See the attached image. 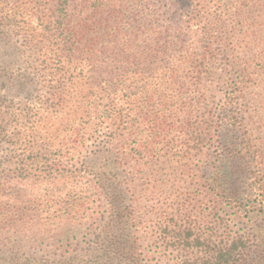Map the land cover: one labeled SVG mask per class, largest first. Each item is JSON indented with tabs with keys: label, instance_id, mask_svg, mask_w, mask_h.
Instances as JSON below:
<instances>
[{
	"label": "rangeland",
	"instance_id": "obj_1",
	"mask_svg": "<svg viewBox=\"0 0 264 264\" xmlns=\"http://www.w3.org/2000/svg\"><path fill=\"white\" fill-rule=\"evenodd\" d=\"M5 1L3 11L12 18L0 22V141L6 149L16 145L27 151L0 157V263L17 251L81 255L102 232V240L106 236L107 215L97 199L103 194L120 197L115 203L122 204L116 206L122 217L110 225L113 237L124 242L113 251L120 264H133V258L139 264H200L208 254L206 244L223 249L232 242H243L245 263L256 264L264 250V207L247 180L237 186L233 201L215 189L216 168L206 153L243 141L258 158L257 165L248 161L249 172L264 174V0L243 1L239 15L233 13V0H205L216 39L199 32L174 38L191 18L203 26L194 0H163L155 23L151 5L141 0L117 1L111 13L105 8L97 16L88 3L86 40L101 52V60L108 57L103 48L111 47V56L121 58L124 67L118 82L105 73L90 80L80 68L64 80L58 73L54 85L64 93L61 101L49 99L36 74L38 46L23 32L40 27L39 18L46 19L56 1ZM150 28L176 42V53L164 56L159 71L138 76L125 68L126 47L150 42ZM205 48L215 52L203 61ZM133 80L136 89L128 95L147 89L153 97L140 114L147 110L152 122L136 120L146 124L137 139L129 136L138 129L127 119L100 126L101 112L110 109L109 117L120 109L108 89L117 84L129 90ZM92 81L101 87L86 85ZM120 96L125 99V93ZM149 126H156L160 138L145 151L140 138H147ZM114 162L117 188L102 190L89 172L96 175L100 166ZM220 169L227 172V165ZM258 183L264 189V179Z\"/></svg>",
	"mask_w": 264,
	"mask_h": 264
},
{
	"label": "trees",
	"instance_id": "obj_2",
	"mask_svg": "<svg viewBox=\"0 0 264 264\" xmlns=\"http://www.w3.org/2000/svg\"><path fill=\"white\" fill-rule=\"evenodd\" d=\"M55 4L52 6L51 10H48L49 14L47 18H39V21L42 23L40 27L34 29H26L23 30L26 37L25 39L30 40L31 42H36L37 49L36 54L41 57L38 59V64L36 68V74H38L40 81H45V87L48 90L49 99H58L61 101L64 97V93L61 90H58L56 82L64 75L63 80L65 79V74L69 73L70 70H76L78 68L81 69V72L86 71L89 75V79L93 80L94 75H99L101 73H105L110 76L112 79H115V82H118V78L120 77L118 74L122 71L124 65L121 58L116 59L111 56V47H104L106 53H108V57L106 60H101L99 58V54L101 53L96 48H93L90 43L85 38L86 35V26L84 24V15L86 9L90 7L91 14L94 16L98 15L99 10L107 8V11L111 13L115 2L123 1V0H54ZM243 1L250 2L252 0H233L235 6H233V13L240 14V5ZM143 4H150L152 10L150 11L151 21L156 22L155 17L157 13L160 11V6L163 3V0H141ZM90 3V6L87 7V4ZM6 4L5 0H0V15L4 16V19L0 18V22L4 24L5 17L7 19L12 18V14L4 13L3 7ZM194 8L198 10L197 12L201 13V18L203 22V26L199 24H195V19L191 18L188 21V26L185 27L184 31L181 34H176L174 36L175 39H179L182 36L190 35L191 33L197 35L198 32L204 33L206 37L214 38V31L211 30L212 25L210 21L207 20L210 16L208 13V7H206L205 0H194ZM11 12L10 9H8ZM167 13L170 11H166ZM165 12V13H166ZM48 19L51 22H48ZM55 21V22H54ZM170 21L173 23L175 19L173 17L170 18ZM59 24L58 26H55ZM210 27V28H209ZM12 33H18L17 30H11ZM148 40L150 42H146L144 45L140 46L138 44L131 45L128 54L127 64H125L126 70H130L132 74L138 76H144L146 74L155 73L160 70L158 65L161 63L162 59L167 54H173L174 47L176 46V42H169L166 37L162 38L161 32L157 28H150L148 31ZM139 33H137V36ZM35 48V47H34ZM207 51V52H206ZM204 54H201L200 57L204 61V59H211L213 57L212 48H205ZM126 54V53H125ZM132 59V60H131ZM60 73L61 76L58 74ZM49 83H48V81ZM83 80L85 76L83 75ZM113 82V83H115ZM87 83V82H84ZM95 81L92 83H88L91 87H95L98 89L100 86V82L95 84ZM111 83V84H113ZM136 82L133 80L126 88L124 89L120 87V85H112L108 90H114L111 97V102L115 100V106L120 107V109L116 110L111 116L108 117L110 113V109H106L104 112H101L100 126L107 124V121L112 122L110 124H115L122 122L127 119V123L133 122L134 124L129 125V127H134L138 129L137 131H129V136L132 137L135 134V138L137 139L143 132L141 127L146 124L137 123V119L145 118L148 119L149 123L152 120L149 119L148 115L144 112V115H140L143 113V109L151 106L152 96L151 92L147 89H141L138 92H133L134 94L128 95L129 91L136 89ZM54 85V86H53ZM105 86V85H104ZM101 93L105 92L102 88H100ZM156 91V90H154ZM157 92V91H156ZM120 93H125L124 97L120 96ZM160 100H163L160 98ZM44 104V103H43ZM98 105H95L96 109ZM124 107V108H123ZM154 117V116H153ZM148 123V122H147ZM148 125V124H147ZM168 127V126H166ZM147 138L143 139L144 144L140 145V147H144V150L147 151L152 150L154 145L156 144V140L160 137L155 134L156 126H149ZM223 131V129H222ZM203 141V140H202ZM202 141H198L197 144H201ZM209 144V142H206ZM8 144V143H7ZM206 144V145H207ZM6 143L0 141V157L4 158L2 153H16L17 151H21V154L26 152L23 150H17L16 145L14 149H6ZM183 145V143H182ZM9 146V145H8ZM136 146L138 147V143L136 142ZM220 146V145H219ZM248 144L243 141L239 144L237 143H225L223 146L216 148L212 154H208V158L211 159V166H214L215 177L212 180V184L214 188L220 190L227 194L228 198L234 199L235 196L239 195V192L235 189L239 184H241L244 180H247V186L250 187L253 194H257L260 201L258 203L263 208L264 207V189L259 188L261 185L258 183V180L264 179V174L262 178L258 172H249V160L253 161V164L257 165V157L249 155L250 153L254 154L253 146L251 148H247ZM252 149V150H251ZM184 154H188L186 151ZM116 162L111 164H106L103 167L98 168V172L95 175V172H89V176L91 181L97 180L98 186L104 190L105 186H109L112 190L116 189V183L120 177L118 170L115 169ZM223 164L227 165V172H223L220 168ZM246 184V183H245ZM120 198V197H119ZM118 197L112 198L108 195L99 194L97 199L99 204L103 203V211L102 215H107V223H105L106 227V236L102 240V234L98 236V242L95 243L94 246H90L79 256H61V255H39L37 253H20L17 251L16 253L6 254L5 260H2L3 263L0 264H120L117 256L113 253L114 250L119 249V245L124 243L123 241L119 242L116 240L111 234L110 225L111 222L114 221L115 218L122 217L121 214H117L116 206L121 203L117 202ZM233 201V200H231ZM122 213L127 214L126 208H123ZM106 214V215H105ZM191 237L190 234H188ZM101 238V239H100ZM242 237L237 238L240 240ZM165 239V238H164ZM199 240V238H196ZM205 242V241H204ZM81 244V243H79ZM243 244L239 245L232 242L230 246L223 249H212L208 244L204 247L208 249L205 254V260L200 262V264H246L244 253L240 252V247ZM103 247L106 249H103ZM245 248V247H244ZM102 252L104 259L102 257H93L92 252ZM259 253L257 256L256 264H264V250ZM1 255V253H0ZM133 264H139L138 260L133 258ZM190 264H196V262H192ZM253 264V263H251Z\"/></svg>",
	"mask_w": 264,
	"mask_h": 264
}]
</instances>
